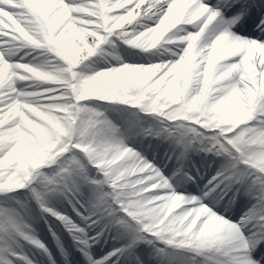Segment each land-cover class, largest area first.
<instances>
[{
    "label": "snow or ice",
    "instance_id": "6c2138e0",
    "mask_svg": "<svg viewBox=\"0 0 264 264\" xmlns=\"http://www.w3.org/2000/svg\"><path fill=\"white\" fill-rule=\"evenodd\" d=\"M0 264H264V0H0Z\"/></svg>",
    "mask_w": 264,
    "mask_h": 264
}]
</instances>
